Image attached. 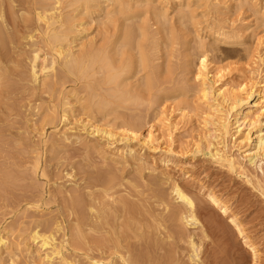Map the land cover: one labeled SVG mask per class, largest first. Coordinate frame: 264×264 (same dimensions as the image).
Returning <instances> with one entry per match:
<instances>
[{
  "label": "rangeland",
  "instance_id": "374dc122",
  "mask_svg": "<svg viewBox=\"0 0 264 264\" xmlns=\"http://www.w3.org/2000/svg\"><path fill=\"white\" fill-rule=\"evenodd\" d=\"M5 2L9 4L10 1ZM36 2L14 0L10 4L17 23L22 24L24 18L33 19ZM58 8L63 29L68 31L72 55L82 58L79 72L77 69L67 72L59 61L55 75L41 77L39 83L33 85L27 75V62H23L27 76L21 77L24 79L19 82L21 85L11 72L14 64L4 65L5 70L11 72L6 79L8 84L11 82L12 90L7 87V91L14 95L3 99L6 106L0 103V237L8 243L7 249L0 250V264H48L44 252L37 250L31 237L32 232L42 233L50 224L56 243L67 241L62 256L73 264H88L89 259L94 258L102 264H120L117 255H124L120 247L131 243L135 246L131 252L139 255V260L152 256L162 258L164 264H252L245 242L257 246L260 254L256 264H264V161L253 166L245 158V151L252 149L257 135H264V108L260 107L264 105V0H97L82 6L74 4V0H60ZM128 29L132 33L124 40ZM23 45L20 41L14 47L12 61H24L28 56L24 54L26 47ZM141 55L146 59L145 65H141ZM201 57L207 61V78L215 82V89L244 84L248 91L260 94L254 100L260 104L250 113L251 121L257 120V123L247 124L241 132L243 137L249 136V142L238 143L227 136L221 148L207 138V110L198 101L199 84L194 77ZM106 73L114 75L110 80L112 84L109 82L112 87L102 80ZM146 79H150V89L144 86ZM101 101L105 104L103 113L97 112L96 107L102 106ZM64 111L67 120L61 123L58 119ZM48 117H53L54 122L45 125L43 121ZM139 121L143 125L141 136H145L151 126L157 138L154 145L157 149L148 151L134 144L136 155L132 159L122 155L123 142L119 140L123 134L127 135L124 124L132 126ZM91 126L113 131L116 134L114 144L108 145L100 136L91 135ZM209 142L212 144L210 152L218 149L223 157L235 160V169L230 170L224 162L204 155ZM201 148L205 152L197 153V149L204 151ZM165 149H170V153ZM107 167H115L118 171L122 183L119 194L128 196L135 204L131 208L133 212L138 204L147 206L145 210L149 215L145 212L142 216L149 229L144 231L140 227L137 236L145 233L148 248L146 244L145 248H138V239L125 240L120 234L114 238L105 231L104 234L103 231L87 233V239L94 243L99 241V247L92 243L87 245V239L81 240V246L75 245L71 237V228L75 226L72 218L75 217L65 208L66 196L69 198L68 192L73 189L84 191L85 173H100ZM151 180L156 186L150 185L147 191L146 185ZM173 183L180 185L195 207L204 209L195 213L199 225L186 227L189 232L186 234H191L197 249L198 259L194 258L197 261L190 260L189 236L169 239L163 227L155 226L154 221L166 216L170 209L164 210L150 199L156 191V194L169 197L166 200L170 206L181 208L170 194ZM133 184L143 189L144 197L143 194L140 198L137 195L129 197L127 193ZM59 191L67 195L60 196ZM207 193L226 202L225 216L212 208L206 199ZM147 198L148 205L145 204ZM140 199L145 201L140 203ZM36 202L39 205H35ZM37 205L39 209L34 208ZM85 210L81 212L89 224L94 225L95 219L92 217L91 221ZM118 216L115 220L109 219L108 224H120L124 217H120L123 214ZM142 216L135 220L143 222ZM228 217L235 218L244 235L234 232ZM207 218L222 222L223 237L208 231L205 236L202 234L206 229L200 224H205ZM56 224H62L60 227L64 229L56 233ZM63 234L66 237L63 238ZM49 264L60 263L54 259Z\"/></svg>",
  "mask_w": 264,
  "mask_h": 264
},
{
  "label": "bare ground",
  "instance_id": "6f19581e",
  "mask_svg": "<svg viewBox=\"0 0 264 264\" xmlns=\"http://www.w3.org/2000/svg\"><path fill=\"white\" fill-rule=\"evenodd\" d=\"M9 1H10L9 4H6L5 0H0V103L2 104V106H6L4 104L3 99H9L12 97V95H14V92L9 93L7 91V87L10 90H12L11 85H9V84H11V82L8 84V81L6 79L8 72L10 73V76H11V72L13 71L12 74L15 73V75L18 77V79L16 80L18 82L17 84H21L19 82H22L24 80L23 76H25L27 74V73L24 74L27 71L24 72L23 69L26 70L28 68L27 69L28 70L27 75H29V79H30L29 82H31V84H33V85H36L39 83V80L41 77H45V76L50 75V74L55 75L54 74L55 68H56V66H58L59 61H60L59 64H61V66L65 70H67V72H69V73H71V72L73 73L76 69L79 72V69H78V68H80L79 64H81V61H82V58L78 59L79 57L78 58L76 56H74L76 58L73 57V55H72L73 49L71 47H69V45H71V43L67 39V32L68 31L67 32L65 31V27L63 29V20H62L63 18H62V14L60 13V9L58 8L60 0H37L36 3L38 6L35 9H37L38 11L33 9L35 11V13H33L34 14V17H32L33 19H29V18L23 19L22 18L23 19L22 24L17 23V21L13 17L14 16L13 15L14 10L12 9V6L10 4H12L14 2V0H9ZM92 1H97V0H74V4L80 3L82 6V5H87V3L92 2ZM118 2L120 3V1H118ZM123 4H124V2H123ZM119 6L122 7V5H120V4H119ZM127 7H125V8H127ZM33 10H32V12H33ZM27 16H28V14H27ZM163 16H165V15H163ZM20 17H21V15H20ZM55 25H57V27L59 26V28H61V30L60 31L57 30L58 28H56ZM137 30L139 31V29H137ZM131 31H132L131 29L127 30V32L124 34L125 35L124 40L129 38L130 33H132ZM142 31H144V30H142ZM143 34H144V32H143ZM20 41H23V44H24L23 46L26 47L24 50L26 53H24V52H22V53H24L25 55L28 54V56L25 57V59H23L24 61H21L20 59L19 60L16 59L15 61H12L11 60V56L13 54L12 50L14 51V49H15L14 47ZM127 41H129V39ZM63 42L65 44H63ZM23 46H21V47H23ZM81 57H83V56H81ZM90 57L93 58V56L87 55V58H90ZM204 57H201L198 60L199 61L198 62V68L196 69L194 77H195L196 82H198V84H199L198 92H197L198 101H200V105H202L207 110V112H205L206 116H208L207 120H209V121L206 120L207 125L209 126V129H208L209 134H208L207 138H209L210 142L215 141V145H217V146L221 145V148L225 146V138L227 136H229L230 138H235L234 140H238V143L249 142L250 141L249 136L243 137L241 132H242V129L245 128V126L247 124L250 126V125H254L255 123H257V120L251 121L252 119L250 118L251 117L250 113L252 112V110L254 108H257L258 105L260 104V103H257V100L254 101L255 98L260 96V94L258 93V91L256 92L255 90L254 91H252V90L248 91L247 87L244 84H241V85L236 86V87H231L229 89H221V88L215 89L214 88L215 82L209 81V79L207 78V76H208V74L206 72L207 71L206 70L207 69V61ZM17 58H19V57L17 56ZM86 60L89 61L90 59L89 60L86 59ZM87 61H86V63H87ZM90 61H93V60H90ZM8 62L14 64V69L11 70V72L10 71L7 72L5 70L4 65ZM23 62L24 63L27 62V65H28L27 68H25L24 64H22ZM145 62H146L145 57H143L141 55V65H145ZM91 63H93V62H91ZM104 63H105V61H104ZM1 66H4V68ZM83 66L85 67V65H83ZM84 67H83V69H84ZM84 71H82V72H84ZM109 72L111 73V71H109ZM104 73H105V71H104ZM15 75L13 74V76H15ZM21 77H23V78H21ZM113 77H114V75L106 73V74H104L102 80L104 83L105 82L109 83ZM4 81H6L7 83ZM144 86L149 88L150 79H146ZM111 87H112V85H111ZM13 88H16V87H13ZM223 91H225V93ZM121 92H123V91L121 90ZM108 93H110V92H108ZM118 98H121V97L118 96ZM137 100H136V102H137ZM106 101H107V99H106ZM101 103H102V101H101ZM108 103H110V102L108 101ZM103 104L104 103H102V106L99 105V107L96 106L97 112L99 111L101 113L102 111L105 110V109L103 110V108H105V104L104 105ZM109 105H111V103ZM107 107H108V105H107ZM260 107L263 110L264 105H262ZM106 109H108V108H106ZM145 111H146V109H145ZM64 112L61 113V116L58 119L59 122H61V123L65 122L67 120V114H66V112L65 113ZM106 116H107V114H106ZM53 117H51V118L48 117V120L43 121L44 124L46 125V123L48 124V122L51 124V122L53 121ZM129 121H130V119H129ZM131 122H134V121H131ZM128 124L129 123L124 124V126L126 128L127 135L122 133L123 135L121 134L122 135L121 137H123V138H121L119 140L120 142H123V147H122L123 154L122 155H125L129 158L134 159L135 155H136V150L134 149V144H138L139 147L141 146L144 149L146 148V149H148V151H154L157 149V147L154 146L155 142H157V138H155L154 132L151 130L152 129L151 126H150L149 130L147 131V134L145 136H141V131L143 128L141 121H139V123H137V125L134 123V125L131 126V123H130V125L127 126ZM125 128H123V129H125ZM90 134L91 135L96 134L97 136H100L101 138L104 139V141H106L108 143V145L114 144L115 139H116V137H115L116 134H114L113 131H110V130L107 131L105 129H101L100 127L91 126ZM210 142H209V146H207V150H206V153H204V155H207L211 158H214L215 160L224 162L230 170L235 169V167H236L235 160L227 159V158L223 157L222 155L219 154L220 151L218 149L214 153L210 152L209 147H210V145H212ZM43 143L45 144V141ZM90 149H93V147ZM201 149H204V148H201ZM197 150H196L197 153L205 152V149H204V151H202V150L197 151ZM165 151L168 154L170 153V149H167V150L165 149ZM245 158H247L249 165H253V166H256L257 162H260V161L263 162L264 161V135H262L261 133L259 135H257L255 142H254V145L252 146V149L245 151ZM124 160H127V158ZM117 163L120 164V162H117ZM124 163H122V165ZM86 166L84 165L85 168H86ZM84 167L83 168L81 167V169H84ZM114 168L115 167H113V168L107 167V168H105V170L102 169L103 171L100 173L95 171V170H94L95 172H90V170H87V172H90V173H85V177L83 175V178H85V179H83V181H84L83 182L84 183L83 190L84 191L80 190L78 192V191H76V189H73L72 191L68 192L69 198L66 196L67 192H66V195L65 194L62 195L61 191H59L61 194L58 193L60 196H64V195L66 196L65 204L67 203L66 204L67 206L65 205V208L67 210L69 209L68 213L71 212L73 214L72 217L73 216L75 217V218H72L74 220L73 222L75 223V226L73 224L74 227H72V228L70 227V228L72 229L71 230V232H72L71 237L74 238V240L76 241V242L74 241L76 246L82 245V244L80 245V242H81V240L83 241V240L87 239V236H88L87 233L98 234V233H101L102 231H103V234H104V231L106 234H109V235L113 234L114 238L117 237L116 234H120V235H123V239L125 238V240L126 239H133V240L138 239L137 240V241H139L138 242L139 243L138 248H140V249L142 246L145 248V246L147 245L146 239H145L146 238L145 233L140 234V235L138 234V236H137V231L140 230V227L144 231H147V229H149V225H147V223L144 222L145 217L142 216V215H144L145 212H147L145 215H147V214L149 215V212L147 210H145V208H147V206L143 205V204L142 205L138 204V205L134 206L136 208L134 210V212L132 211L131 208L135 204H133V202L128 199L127 195H126L127 197H125L124 195L120 196L119 193L121 192V186H122V183L120 182L121 178L119 177V175L117 173L118 171H116ZM38 169H40V168H38ZM80 171H82V170H80ZM84 171H86V170L84 169ZM91 171H93V170H91ZM43 175L44 174L42 172L41 176H43ZM70 175L67 174V176L71 177ZM152 180L154 181V179H152ZM152 180L148 181V184L146 183L147 184L146 185L147 191H150L149 190L150 185H151V187H154V185H155L152 182ZM155 181H156V179H155ZM124 185L125 184H123V186ZM139 188L140 187L137 184L136 185L133 184L132 190L130 192L128 191L129 193H127L129 195V197L133 196V195H135V196L137 195L136 197L139 196V198H140V196H142L144 191H142L143 189L140 190ZM137 189H138V191H137ZM139 190H140V192H139ZM151 190L153 191L154 188H152ZM141 191L143 193H141ZM145 191H146V189H145ZM80 192H82V193H80ZM156 192H155V195H153V197L151 196L150 199L153 198L154 203H156L159 207L162 206L164 210L166 208H168V209L170 208V209H169L168 214L166 216L160 217L159 219H156L155 221L153 220L156 224L155 226H157L159 228L163 227V229H164V231H166V235L168 236L169 239H176V238L181 239V237H183L185 239L186 236H189L187 239L189 242L188 241L187 242L189 243V247H190V250L192 252V254L190 256V260L194 261V260L198 259V257H197L198 255L196 253L197 249L195 248V243L193 242L192 237L190 236L191 234L190 235L186 234V232H188L186 227L187 226L188 227L189 226L190 227L191 226H198L199 223L197 222V220L195 218L196 217L195 213L198 210L202 212V210H204V209H202L200 207L198 208V206L195 207L194 203L191 201V199L188 197V195H186V193H184V190L177 183L172 184L170 194H171V196H173L174 200L177 201V203L181 204V208L176 207V206L175 207L170 206L171 204H169V202L166 200L169 197L167 198L165 195H164L165 196L164 197L160 191L159 192L161 193V195L156 194ZM145 193H147V192H145ZM148 194H149V192H148ZM153 194H154V191H153ZM144 195L145 194H143V197H144ZM167 196H168V194H167ZM147 197H149V196H147ZM63 198L64 197H62V199ZM67 198L69 199L68 201H67ZM206 199L208 200V202L210 203L212 208L218 210L224 216L227 214L228 207H227L226 202H224V200L215 196V194H213V193H207ZM147 200H146L147 203H145V204L148 205L149 204L148 203L149 198H147ZM32 201L34 202L35 200H32ZM39 201L42 202L43 199H40ZM140 201H139L140 203H143V201H145V200L140 199ZM29 203L31 204L32 202L30 201ZM29 203H27V205ZM36 204H38V202H36L35 205ZM150 204H151V202H150ZM38 205L34 206V208L38 207V209H39L40 206H38ZM97 205L102 206V208L100 207L101 209H99L97 207ZM106 206H108V209L106 208ZM84 208L87 209V213L91 216L90 220L92 221L95 219L96 223L93 221L95 223L94 225L91 224V222H90V224H91L90 225L86 216H84L83 213L81 212V209L83 211L85 210ZM84 212H86V210ZM119 214H123V216H120V217H122V218L124 217L122 219L121 223L120 224L117 223L118 220H116V222L115 221L114 222L117 223V225L116 224L111 225V223L109 225L108 224L110 221L109 219L114 218L113 220H115V219H117V216ZM89 215H88V217L90 218ZM70 216H71V214H70ZM125 216L127 217L126 220H125ZM138 216H142V218H144L143 222H139L137 219L135 220V217H138ZM92 217L94 219H92ZM118 218H119V216H118ZM228 219H227L228 224L232 225V227L234 228V232L236 234H238L239 236H242V234H243L242 228H240V225L234 220L235 218L233 219V217H228ZM206 220H208V221L204 222L205 224H203V225L200 224V227L202 229H206V230L202 231V234L204 236H205V233L207 231L209 234L210 233L215 234V236L224 235L223 233L225 231V227L221 221L217 222V220H214V219L210 220V218H207ZM151 223H153V222H151ZM37 224H36V227H37ZM47 225H48V222H47ZM50 225H49V228L46 226L42 233H39L37 231L32 232L33 233L32 237H31L32 241L36 242L34 245L38 246L37 250L40 249L41 251L44 252V258H45L46 262H48V264L51 263V261H53L54 259H57L60 264H73V263L69 262L68 260H66L67 258L65 259L64 258L65 256L64 257L62 256V252H63L62 250L65 249V245L67 247V243H66L67 241L63 239L59 243H56L54 235L52 234L53 231H52V233L50 231V229H51L50 227H52V225L51 226ZM60 225H62V224H56L55 225L56 233H58L57 231H60L61 228L64 229L63 227H60ZM225 225H226V223H225ZM40 226H42V225H40ZM84 228L87 230H84ZM37 229H39V228H37ZM57 235H56V237H57ZM64 237H66V234H63V238ZM149 237L147 236V238H149ZM120 239H122V238H120ZM105 240L106 239H104V242H105ZM200 240H202V239H200ZM121 241H124V240H121ZM94 242L95 241H91L90 239H87V245L92 243V244L97 245L98 247L100 246L98 243L99 241H96L97 243H94ZM113 243H114V241H113ZM127 243L128 242H126V244ZM84 244H85V242H84ZM109 244H111V243L109 242ZM144 244H146V245H144ZM69 245H70V243H69ZM7 246H8V243L3 238L0 237V250L7 249ZM104 247H105V245H104ZM118 247L116 246V249ZM151 247H152V245H151ZM256 247L254 244H252L250 242H245V248L250 253V255L252 257V264H256L257 256L259 253ZM120 248L121 249H119V250H123L124 255H126V256L121 255V254L117 255L120 264H145V263H147V264H164V261H165V260L163 261L162 258L160 259V257L156 258V257H152V256H151V258H150V256H146V258L144 260H143V258H142V260L141 259L139 260V255H138V257L134 256V254L131 252V250H133L135 248V246H133V243L128 244L126 247H120ZM147 248H148V245H147ZM117 250H115V251H117ZM220 251H221V249H220ZM139 252H141V251L139 250ZM147 253H148V251H147ZM174 254H175V252H174ZM212 256H213V253H212ZM194 258H196V259H194ZM94 259H96V258H94ZM94 259H91V260L89 259L88 264H102L98 260H94ZM86 260H87V258H86ZM171 262H172V260H171ZM191 263H192V261H191ZM107 264H110V263L108 262Z\"/></svg>",
  "mask_w": 264,
  "mask_h": 264
}]
</instances>
